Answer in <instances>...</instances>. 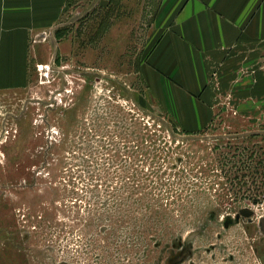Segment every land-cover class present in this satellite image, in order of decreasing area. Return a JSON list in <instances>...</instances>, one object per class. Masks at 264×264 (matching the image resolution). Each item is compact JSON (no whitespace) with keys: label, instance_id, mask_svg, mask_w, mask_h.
Masks as SVG:
<instances>
[{"label":"rangeland","instance_id":"374dc122","mask_svg":"<svg viewBox=\"0 0 264 264\" xmlns=\"http://www.w3.org/2000/svg\"><path fill=\"white\" fill-rule=\"evenodd\" d=\"M162 1L0 12V264H264V91L195 131L159 107Z\"/></svg>","mask_w":264,"mask_h":264},{"label":"crops","instance_id":"0c3cea01","mask_svg":"<svg viewBox=\"0 0 264 264\" xmlns=\"http://www.w3.org/2000/svg\"><path fill=\"white\" fill-rule=\"evenodd\" d=\"M22 2L0 0V12ZM161 3L163 29L142 66L159 107L195 131L211 123L220 93L232 91L236 80L245 99L264 91V0ZM13 21L0 15V27Z\"/></svg>","mask_w":264,"mask_h":264}]
</instances>
